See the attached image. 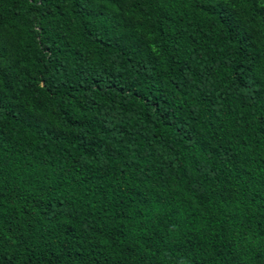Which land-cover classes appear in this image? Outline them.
<instances>
[{
  "label": "trees",
  "instance_id": "16d2710c",
  "mask_svg": "<svg viewBox=\"0 0 264 264\" xmlns=\"http://www.w3.org/2000/svg\"><path fill=\"white\" fill-rule=\"evenodd\" d=\"M0 264H264V0H0Z\"/></svg>",
  "mask_w": 264,
  "mask_h": 264
}]
</instances>
